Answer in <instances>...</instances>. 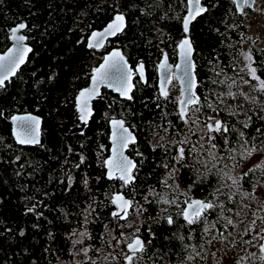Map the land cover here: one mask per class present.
<instances>
[{
    "label": "trees",
    "instance_id": "obj_1",
    "mask_svg": "<svg viewBox=\"0 0 264 264\" xmlns=\"http://www.w3.org/2000/svg\"><path fill=\"white\" fill-rule=\"evenodd\" d=\"M202 4L208 11L185 32L187 0H0V54L11 45L8 29L20 23L32 47L27 63L0 87V264H128L117 255L123 259L136 237L144 247L132 264H206L213 235L238 247L241 262L264 264V253L252 252L264 238V216L260 229L258 219L238 229L264 183V90L249 73L251 65L264 80V42L252 38L248 8L240 14L234 0ZM117 13L127 18L124 32L100 51L88 49L90 34ZM185 37L194 46L199 98L187 123L192 107L180 116L178 80L165 98L152 73L163 53L177 59ZM113 48L133 67L142 60L151 70L147 82L134 80L131 100L103 88L84 133L72 134L80 122L76 98ZM5 111L42 117L44 145H18ZM117 115L137 136L129 155L142 154L135 157L133 185L106 177L110 121ZM214 120L228 132L205 128L202 137L198 125ZM155 136L174 139L153 150ZM254 153L258 164L241 173ZM118 192L132 200L126 219L113 216ZM191 197L214 207L189 225L179 212Z\"/></svg>",
    "mask_w": 264,
    "mask_h": 264
},
{
    "label": "snow or ice",
    "instance_id": "obj_2",
    "mask_svg": "<svg viewBox=\"0 0 264 264\" xmlns=\"http://www.w3.org/2000/svg\"><path fill=\"white\" fill-rule=\"evenodd\" d=\"M245 3L248 0H244ZM208 11L207 7L199 6V0H197V7L194 12H191L187 19L183 21L184 31L187 32L189 29V24L195 16L202 14L203 12ZM123 16H117L116 20L123 21ZM26 24H19L13 31L11 39L15 43V47L10 51L7 56H0V87L5 86V81L10 80L11 76L16 74L17 69L21 64L25 62L27 53L31 51L30 48H27L24 44L26 36L18 35L17 33L26 29ZM112 31L108 35H114L116 31H120L122 25L110 26ZM99 34L94 33L92 35V41L95 43H89V47H101L103 40L98 38ZM181 50V59L182 64L176 67L175 72L168 66L167 60L168 57L164 55V62L160 64L162 82H161V95L165 98L168 97V92L165 89L164 85L169 84L172 81V78L175 76L183 85V91L185 96L180 101V116L182 118L188 117L189 107H192L193 116L188 117L185 120V123L188 120H192L195 116V113L199 111V98L196 96L194 89L197 86L196 77L193 75L195 71V64L192 61V45L189 39L185 38L179 45ZM248 59L251 60V56H248ZM144 66L141 64L137 68V74L143 78ZM179 73V75H177ZM249 73L253 80L259 81V87L264 90V80H261L260 77L256 75V69L249 65ZM133 72L129 68L127 61L124 56L119 51L112 52L108 57L105 58V62L99 68H97L92 76V86L86 91H81L80 93V119L87 123L88 117L91 115V110L89 107V100L93 97L99 96V89L102 86L112 88L115 91H118L121 96L126 97L131 100L132 97L129 95L132 85L131 78ZM13 122L16 124V133L15 137L18 143L22 145H31L39 144V120L35 117L25 116V117H13ZM209 119H212L209 117ZM194 121V120H193ZM206 123V128L209 132L212 133H226L228 128L226 125H223L220 120H214L213 123ZM111 124L113 126V145L112 148L113 156L105 161V166L108 169L107 177L108 179H119L125 185L131 183L134 179L133 169L136 168V164L133 163L127 156L124 155L125 149L130 143H135V137L129 132V130L124 126L123 121L112 120ZM209 139H214V137H209ZM183 143V142H181ZM251 151V150H249ZM185 156V150L183 147H180L178 150V156L176 159L182 160ZM236 181L233 180V184ZM122 201L121 203H117ZM114 204H117L119 211L114 213L115 216H118L121 219L127 218L128 207L131 206V201L124 199L123 196L117 195L113 201ZM214 207L213 203L205 202L201 200H194L188 203L187 209L183 211V217L189 225L194 224L207 210H210ZM29 211H34L29 209ZM123 213V215H121ZM231 223V221H228ZM167 223L171 225L173 219L171 216L167 218ZM23 235V232L20 233ZM85 235V233H81ZM129 251L133 255L126 257L128 264H132L133 258L137 252L143 251L144 241L139 237L135 238L133 241L129 242L127 245Z\"/></svg>",
    "mask_w": 264,
    "mask_h": 264
},
{
    "label": "water",
    "instance_id": "obj_3",
    "mask_svg": "<svg viewBox=\"0 0 264 264\" xmlns=\"http://www.w3.org/2000/svg\"><path fill=\"white\" fill-rule=\"evenodd\" d=\"M203 1H204V0H199V6H201V7H205V6L202 4ZM255 1H256V0H248V2L245 3L244 0H234V3H235V6H236L238 12L241 14V13L244 11V8H245V7H247L248 9H253ZM187 5H188V11H187V13H186V15H185V17H184V20L188 18L189 14H190L191 12H194V11H195V8L197 7V0H187ZM204 13H205V12H203L202 14H204ZM202 14H200V15H198V16H195V18L191 20V22H190V24H189V29H188L187 32H189L192 23H193V22H194L199 16H201ZM117 16H123V17H124L123 21L116 20V17H117ZM20 24H21V23H20ZM23 24H25V23H23ZM18 25H19V24H18ZM18 25L13 26V27H10V28L8 29V32H9V39H10V41H11V45H10V47H9L5 52L1 53L0 56H7V54H8L10 51H12L13 48L15 47V43H14V41L11 39V36H12V31H13ZM115 25H122L121 30H120V31H116L114 35H108V33L112 31V28H110V26H115ZM126 27H127V18H126V16H125L123 13H117V14H115L114 17H113V19H112L111 21H109L108 24H107L104 28H102V29H100V30H98V29H97V30H94V31L90 34V36H89V38H88L87 48H88V49H93V50H95V51H100V50H102V49L106 46V44L108 43V41H110V40H112V39H115L117 36H119L120 34H122V33L124 32V30L126 29ZM23 31H24V30H22L21 32H19V33H17V34H18V35H24V36H26V35L23 33ZM94 33L99 34V37H98V38H100V39L103 40V44H102L101 47H98V48H96V47H92V48H90V47L88 46L90 42H91V43H95V41H92V39H91V38H92V35H93ZM185 38L189 39V41L191 42L192 49H193V52H192V61H193V63L195 64V61H194V46H193V44H192L191 38H190V37H185ZM185 38H184V39H185ZM184 39H183V40H184ZM183 40H182V41H183ZM182 41H181V42H182ZM24 44H25V46H26L27 48H30L31 51L27 53V56H26L25 62H24L23 64L20 65V67H19V68L17 69V71H16V74H17V72H18V71H19V70H20V69H21V68L27 63L28 58H29V56H30V54H31V52H32V47L27 43V37H26V40L24 41ZM179 45H180V44H179ZM114 51H119V52H121V54L124 56L125 60L127 61V64H128V66H129V68L132 69V72H133V75H132V78H131V85H132V88H131V91H130V93H129V95H131V97H132V93H133L134 88H135L134 80H135L136 78H139V79L142 80L144 83L147 82V72H146V67H145V64H144V62H143L142 60H140L139 62H137V64L133 67V66L131 65V63L127 60V58H126V56L124 55L122 49H120V48H113V49H111L108 53L105 54L103 60H102L101 63H100L95 69H94V71H95L97 68H99L101 65H103L104 62H105V58L108 57V56H109L112 52H114ZM164 55H166V56L168 57V55H167L166 53H164L163 56H162V58H161V60H160V61L158 62V64H157V67H158V78H159V79H158V84H159V92H160V94H161L162 75H161V69H160L159 66H160L161 63L164 62V60H163ZM141 64L144 66V70H143V78H141V76H140L139 74H137V68H138V66L141 65ZM167 64H168L169 67H171V69H172L174 72H175V70H176V67H177L178 65H181V64H182L181 50H180L179 46H178V59H177V64H176V65L171 64V62L169 61V57H168V60H167ZM195 70H196V67H195ZM94 71L92 72V76H93ZM16 74H15V75H16ZM15 75H14V76H15ZM177 75H179V73H177ZM193 75L196 77V81H197V85H198V80H197V76H196V71H194ZM14 76H11L10 79L13 78ZM92 76H91L90 83H89L88 87L82 89L81 91H86V90H88V89L91 88V86H92ZM172 79H173V78H172ZM8 81H9V80H8ZM8 81H5V84H6V82H8ZM178 82H179V84H180V86H181V97H180L179 102H178V109H179V113H180V107H181V105H180V101H181V99H182L186 94H185V92L183 91L184 85H183L179 80H178ZM169 85H170V83L164 85V87H165V89L167 90V92H168V89H169ZM103 88H106V89L111 90L114 94L118 95L121 99L129 100V99H127L126 97L121 96L120 93H119L118 91H115V90H113L112 88H109V87H106V86H102V87L99 89V96H97V97H93V98L90 99L89 102H88V103H89L90 110H91V115L88 117V119H87V123H85V122H83V121L80 119V116H81V112H80V110H79V108H80V93H81V91H80L79 94H78V96H77V98H76V108H77V112H78V114H79V121H80V122H79L78 125H76L75 127H73V128L71 129L70 133H72V134H73V133H79V134H83V133H84V131H85L86 128L88 127V124H89V122H90V120H91V118H92V116H93V113H94V110H93L94 102H95V101H98V100L101 99V97L103 96V93H102ZM194 92H195V94L197 95V86H196V88L194 89ZM112 105H113V103L110 104V106H112ZM25 116L35 117V118H37V119L39 120V128H38L39 141H40L39 144L22 145V144H20V143L17 142L16 137H15V133H16V124H14L12 118H13V117H25ZM3 117H4V118L10 123V125H11L12 136H13L15 142H16L18 145H20V146H31V147H41V146L44 145V143H45V137H44V135H43V129H42V128H43V119H42V117H40L39 115H37V114H35V113H31V112L15 113V114H13V115H10L8 111H5V112L3 113ZM112 120L123 121V122H124V126H125V127L129 130V132L135 137V143L137 142V136H136V134L131 130V128L126 124L125 120H124L120 115H117L115 118L111 119V121H112ZM111 121H110V137H109V141H110V144H111V146H110V155L106 158V160L109 159V158H111V157L113 156V152H112V148L114 147V145H113V136H112L113 126H112V124H111ZM221 123H222V121H221ZM130 144H133V143H130ZM130 144H129L128 147L125 149V151H124V155L127 156L130 160H132L133 163L136 164V168H137V162H136L133 158H131V157L128 155V152H127L128 149H129V147H130ZM106 160H105V161H106ZM136 168L133 169V177H134L133 181H132L131 183L127 184V185H133V184L135 183V181H136V177L134 176V171L136 170ZM105 169H106V177H107L108 169H107L106 166H105ZM107 179H108V177H107ZM108 180H110V179H108ZM111 180H115V179H111ZM117 195L123 196L124 199H126V200H130V201H131V206L128 207V210H127V217H128V214H129V212H130V210H131V207H132V200H131V197H130V195H126V194H124V193H122V192H118V193H115V194H114L113 199H114ZM196 200L204 201V200H202V199H196ZM117 203H121V204H122V201H118ZM188 203H189V202H188ZM188 203L186 204L184 210L187 209V205H188ZM114 205H115V207H116V210H115L114 213H116V212L119 211V208L117 207V204H114ZM114 213H113V216L116 217V218H119L118 216H115ZM121 215H123V213H121ZM183 218H184V217H183ZM119 219H121V218H119ZM136 238H137V237H136ZM139 238H140V237H139ZM134 239H135V238H134ZM134 239H133V240H134ZM140 239H141V238H140ZM133 240H132V241H133ZM141 240H142V239H141ZM142 241H143V240H142ZM127 249H128V247H127ZM260 250L264 253V240H263V242H262V244H261V246H260ZM128 252H129V255H133V253H131V252L129 251V249H128ZM137 253H138V252H137ZM129 255H128V256H129ZM135 255H136V254H135ZM126 262L128 263L127 259H126Z\"/></svg>",
    "mask_w": 264,
    "mask_h": 264
},
{
    "label": "rangeland",
    "instance_id": "obj_4",
    "mask_svg": "<svg viewBox=\"0 0 264 264\" xmlns=\"http://www.w3.org/2000/svg\"><path fill=\"white\" fill-rule=\"evenodd\" d=\"M247 20L250 24V32L252 34V38L258 37L257 40H260V42H264V0H256L254 3L253 9H249V14L247 17ZM247 56V54H245ZM246 70V69H245ZM247 71V70H246ZM194 127V126H193ZM198 127H200V133L203 136H205L206 131V125L199 124ZM174 137L168 136V137H159L155 136L152 140V147L155 148L156 145L163 144L166 147L168 144H171L173 142ZM180 148V147H179ZM177 148V149H179ZM178 155H176L177 157ZM259 162V156L258 154L254 153L250 159H248L247 162L243 163L238 170L242 173L247 171V169L257 165ZM255 196L253 197V200L250 201L246 207L245 212L243 213L242 217L239 219L240 222H242V225L238 228L239 231L243 229V226L246 222H251L258 219L259 217L264 216V183L263 185H259L254 190ZM187 194V191L185 192V195ZM188 202H191L194 198H186ZM196 200V199H195ZM194 201V200H193ZM185 208L180 210V214L183 213ZM179 211V210H178ZM183 215V214H182ZM259 219L257 220V223L255 226L260 229L259 226ZM234 223H237L236 221ZM264 228V227H263ZM255 233V230H254ZM264 238H260L259 245H258V251H256L255 248H253L252 252L258 253L260 251V246L263 242ZM210 249L212 255H209L206 264H259L258 260L256 259L255 262L252 260L249 263L241 262L239 259V256L241 255V250L236 247L234 244L233 246L230 245V242L222 241L221 239L217 238L216 236H212L210 239ZM255 250V251H254ZM128 254V251L125 253L124 257ZM121 263V262H120ZM109 264H119L118 262H110ZM191 264H199L196 262V260H193Z\"/></svg>",
    "mask_w": 264,
    "mask_h": 264
},
{
    "label": "flooded vegetation",
    "instance_id": "obj_5",
    "mask_svg": "<svg viewBox=\"0 0 264 264\" xmlns=\"http://www.w3.org/2000/svg\"><path fill=\"white\" fill-rule=\"evenodd\" d=\"M247 7H245L244 8V10L246 9ZM164 54V53H163ZM167 54V53H166ZM177 59H178V54H177ZM177 59L175 60V61H171V60H169L170 62H171V64H173V65H176L177 64ZM161 60V59H160ZM160 60H158V61H156L155 62V65L153 66V69H152V73H154L155 75H154V79H159L158 78V67H157V64H158V62L160 61ZM145 67H146V65H145ZM150 71L151 70H147V67H146V72H147V74H149L150 73ZM175 79V76L173 77V79L172 80H174ZM170 86V85H169ZM169 135H171L170 133H169ZM137 143V142H136ZM136 143H133V144H136ZM158 146L156 145V147L155 148H153V150H155L156 148H157ZM184 148V147H183ZM131 149V144H130V147H129V149H128V151ZM127 151V152H128ZM128 155H129V153H128ZM134 155H135V157H141L142 156V154H141V152H135L134 153ZM178 155V154H177ZM130 156V155H129ZM131 157V156H130ZM133 158V157H131V158H133L134 160L136 159V158ZM136 161V160H135ZM137 162V161H136ZM137 169V168H136ZM134 172H136V170L134 171ZM193 200H195V199H193ZM192 200V201H193ZM183 216V215H182ZM261 251V250H260ZM262 252V251H261ZM263 253V252H262ZM129 255V252H128V254L126 255V257ZM118 256V260L121 262V263H123V261L122 260H124L125 262H126V257H124L123 259H122V257L121 256H119V255H117Z\"/></svg>",
    "mask_w": 264,
    "mask_h": 264
}]
</instances>
